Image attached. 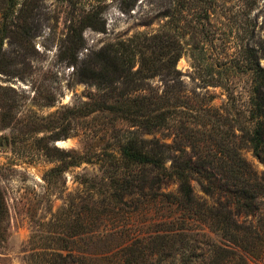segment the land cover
I'll list each match as a JSON object with an SVG mask.
<instances>
[{"label":"rangeland","instance_id":"1","mask_svg":"<svg viewBox=\"0 0 264 264\" xmlns=\"http://www.w3.org/2000/svg\"><path fill=\"white\" fill-rule=\"evenodd\" d=\"M154 36L175 42L187 98L184 107L157 111L168 125L149 134L145 112L138 122L104 106L83 112L93 101L125 104L117 100L121 91L84 82L92 79L87 69L102 65L98 55L128 61L134 54L124 67L129 72L113 78L147 79L143 70L131 73L140 70L141 56L151 57ZM259 70L264 74V0H0V264H58L59 255L74 257V264H119L125 257L188 264L186 255L147 259L121 251L167 219L217 244L191 213L150 198L146 188L119 201L127 176L114 171L128 142L145 152L149 141L171 144L186 135L183 127L212 128L264 179V161L242 138ZM160 79L141 80L123 98L160 94ZM196 141L210 146L200 135ZM174 156L164 154L167 165ZM190 184L196 201L213 203L198 180ZM177 187L161 192L179 198ZM250 264H264V256Z\"/></svg>","mask_w":264,"mask_h":264},{"label":"trees","instance_id":"2","mask_svg":"<svg viewBox=\"0 0 264 264\" xmlns=\"http://www.w3.org/2000/svg\"><path fill=\"white\" fill-rule=\"evenodd\" d=\"M95 17L91 16L88 21L96 20ZM151 42V57L141 56L140 70L131 73L134 76L143 70L147 79L113 78L123 70L126 74L129 72L124 67L126 62L132 65L134 54L128 61H123L116 54L111 58L104 52L98 55L97 62L102 65L87 69L88 78L92 79H84V82L104 86V89L114 95L121 91L117 100H123L125 104L115 107L113 103L106 106V103L93 101L91 104H84L83 112L92 113L104 106L114 114H124L132 122H138V118L145 112L144 124L149 134L168 125L163 116L159 117L157 114L160 107L178 108L187 103L180 73L176 70L179 54L175 42L166 36H154ZM259 71L261 79L255 81L250 97L251 125L242 130V138L246 139L254 156L264 161V74L262 70ZM157 75L164 82V90L160 94H152L148 87L149 95L145 97L123 98L126 92H134L140 88L141 80L150 81ZM117 84L122 85V90ZM183 129L187 134L177 135L171 144L147 142L152 146L145 152L133 142L122 147V165L114 171V176L126 174L127 180L122 181L125 193H119L118 199L121 201L122 198H128L133 189L146 188L150 198L163 197L167 204L177 205L183 212L191 213L195 220L206 226L209 234H214L219 239L217 244L207 239L198 241L190 236L188 230H184L185 227L178 228L177 220L167 219L158 223L155 231L130 242L121 251L127 252L131 258L145 256L147 259L154 254L160 258L186 255L188 264H250L251 260L261 258L264 256V217L261 211L264 201L260 198L264 199V179L257 176L251 165L240 156L238 147L232 143L230 146L224 145L222 135L220 139L216 137V134H220H215V129ZM196 135L209 140L210 146H199ZM169 152L176 156L167 165L163 156ZM196 180L204 195L214 200L212 204L207 200L198 202L194 199L190 183ZM174 183L178 186L179 198L171 193L161 192V189ZM131 260L125 257L119 264H136ZM58 261V264H74L75 258L59 255ZM151 261L148 259L145 264H155Z\"/></svg>","mask_w":264,"mask_h":264},{"label":"bare ground","instance_id":"3","mask_svg":"<svg viewBox=\"0 0 264 264\" xmlns=\"http://www.w3.org/2000/svg\"><path fill=\"white\" fill-rule=\"evenodd\" d=\"M60 145H62L63 143L62 142H59Z\"/></svg>","mask_w":264,"mask_h":264}]
</instances>
